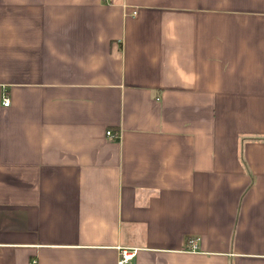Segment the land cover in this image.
I'll use <instances>...</instances> for the list:
<instances>
[{"label": "crops", "instance_id": "obj_1", "mask_svg": "<svg viewBox=\"0 0 264 264\" xmlns=\"http://www.w3.org/2000/svg\"><path fill=\"white\" fill-rule=\"evenodd\" d=\"M262 137L264 0H0V264H264Z\"/></svg>", "mask_w": 264, "mask_h": 264}, {"label": "built area", "instance_id": "obj_2", "mask_svg": "<svg viewBox=\"0 0 264 264\" xmlns=\"http://www.w3.org/2000/svg\"><path fill=\"white\" fill-rule=\"evenodd\" d=\"M105 2H107L108 4H111L114 0H104ZM11 103L10 99L8 96H5L4 97V100H3V104L5 106H9ZM107 135L112 138V139H120L121 138V133L120 132H113L112 130H108L107 131ZM189 244L191 246H194L196 245V240H190L189 241ZM135 256V250H130V249H122L121 251V257H120V260H119V264H127L129 263ZM35 264V262H34Z\"/></svg>", "mask_w": 264, "mask_h": 264}, {"label": "rangeland", "instance_id": "obj_3", "mask_svg": "<svg viewBox=\"0 0 264 264\" xmlns=\"http://www.w3.org/2000/svg\"><path fill=\"white\" fill-rule=\"evenodd\" d=\"M260 140L262 141V142H264V138L262 137V138H260Z\"/></svg>", "mask_w": 264, "mask_h": 264}]
</instances>
